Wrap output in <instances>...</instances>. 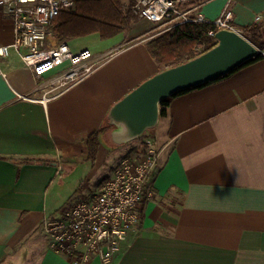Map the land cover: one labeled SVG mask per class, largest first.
I'll return each mask as SVG.
<instances>
[{"label":"crops","instance_id":"1","mask_svg":"<svg viewBox=\"0 0 264 264\" xmlns=\"http://www.w3.org/2000/svg\"><path fill=\"white\" fill-rule=\"evenodd\" d=\"M227 4L239 26L264 30V0H206L200 10L214 19ZM127 28L95 53L104 55L96 70L66 89L57 87L59 72L36 77L14 50L0 56V264H72L49 248L42 228L57 205V180L64 167L86 179L102 172L108 147L118 145L110 130L93 164L82 138L160 70L145 47L160 29L143 18ZM77 39L67 41L72 49L87 47ZM12 40V20L0 12V45ZM158 122L165 135L146 182L152 195L108 264H264V58L175 96ZM134 140L125 156L139 159Z\"/></svg>","mask_w":264,"mask_h":264},{"label":"built area","instance_id":"2","mask_svg":"<svg viewBox=\"0 0 264 264\" xmlns=\"http://www.w3.org/2000/svg\"><path fill=\"white\" fill-rule=\"evenodd\" d=\"M205 1L128 0L123 8H129L137 18L148 20L153 29L160 31L185 22H208L212 24L208 35L215 37L218 29H231L243 35L228 4L219 16L208 19L200 10ZM73 7L74 0H0V12L11 18L13 30V40L0 45V56L14 50L36 77L63 66L55 78L57 87L62 89L89 76L104 55L95 54L88 47L74 50L67 41H59L50 28L59 11ZM258 50L264 58V45ZM139 145L142 157L124 156L92 198L76 200L61 215L43 220L42 228L52 251L65 255L72 264H84L93 257L103 264L112 261L121 243L139 223V203L152 195L146 182L160 151L150 136L141 137Z\"/></svg>","mask_w":264,"mask_h":264},{"label":"trees","instance_id":"3","mask_svg":"<svg viewBox=\"0 0 264 264\" xmlns=\"http://www.w3.org/2000/svg\"><path fill=\"white\" fill-rule=\"evenodd\" d=\"M122 1L74 0V7L59 11L52 19L50 28L59 41L73 40L90 34H97L102 39L112 38L124 31L131 22L137 19V16L129 8H123ZM211 28L212 24L208 22H185L170 29L159 31L145 41V47L149 55L158 64L159 69H163L211 48L216 43L215 37L207 33ZM240 29L242 34L256 46L262 47L264 45L263 29L258 22L242 25ZM262 58L258 52L233 72ZM231 73L195 87L178 91L161 100L159 117L167 116V108L175 96L223 79ZM111 128L112 125L108 122L107 114H105L100 126L82 138L81 143L86 159L92 164L96 159L102 133Z\"/></svg>","mask_w":264,"mask_h":264},{"label":"water","instance_id":"4","mask_svg":"<svg viewBox=\"0 0 264 264\" xmlns=\"http://www.w3.org/2000/svg\"><path fill=\"white\" fill-rule=\"evenodd\" d=\"M208 50L160 69L114 101L107 111L110 139L123 144L156 127L160 101L233 72L258 54V46L231 29H218Z\"/></svg>","mask_w":264,"mask_h":264},{"label":"rangeland","instance_id":"5","mask_svg":"<svg viewBox=\"0 0 264 264\" xmlns=\"http://www.w3.org/2000/svg\"><path fill=\"white\" fill-rule=\"evenodd\" d=\"M128 28L121 33L122 35H126ZM264 34V30H263ZM147 35H145L146 37ZM264 37V35H263ZM113 41L111 38L102 39L97 34H90L87 36H83L78 38L74 41L75 46L82 47L87 46L91 49L93 53H98L105 48ZM72 45V46H73ZM63 66H58L51 71L60 72ZM165 132L162 128L161 122H158L156 127L152 129L146 130L141 137L150 136L155 139L158 146H161L162 142L164 141ZM140 137V138H141ZM136 140H130L126 143L109 146L108 149L110 150V155L106 160L105 166L102 169V172L108 174L111 172L118 164L120 163L121 159L125 156L126 147L130 144H134ZM80 163V162H78ZM159 163V161H158ZM158 165V164H157ZM111 166V167H110ZM91 167V166H89ZM157 168V166H156ZM155 168V170H156ZM80 171H75V173L67 171L65 167L61 172V176L57 180V191H56V207L52 213L53 217L61 215L65 208H67L71 203L79 199H89L92 198L96 193L99 192L100 181L99 179L102 176V172L98 176H94L92 179H86L85 176H80ZM68 175V176H67ZM100 176V177H99ZM80 183H83L81 186ZM151 183V182H150Z\"/></svg>","mask_w":264,"mask_h":264}]
</instances>
